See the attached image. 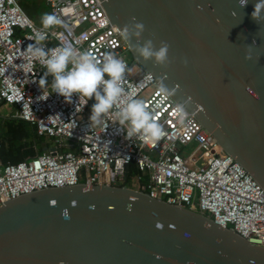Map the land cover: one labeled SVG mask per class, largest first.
Instances as JSON below:
<instances>
[{
  "label": "water",
  "instance_id": "95a60500",
  "mask_svg": "<svg viewBox=\"0 0 264 264\" xmlns=\"http://www.w3.org/2000/svg\"><path fill=\"white\" fill-rule=\"evenodd\" d=\"M101 1L121 31L135 17L143 40L154 33L157 48L170 45L164 68L138 56L135 38L125 40L131 63L174 89L264 189V13L260 22L252 18L258 0L243 7L238 0ZM0 264H264V247L126 185L79 183L0 206Z\"/></svg>",
  "mask_w": 264,
  "mask_h": 264
},
{
  "label": "built area",
  "instance_id": "2783aa9c",
  "mask_svg": "<svg viewBox=\"0 0 264 264\" xmlns=\"http://www.w3.org/2000/svg\"><path fill=\"white\" fill-rule=\"evenodd\" d=\"M50 13L63 25L50 30L48 48L66 46L77 54L87 50L97 60L112 52L126 61L130 71L123 82L126 94L118 107L142 99L163 125L166 135L156 144L137 137L126 139L115 110L99 125L90 126L94 99L72 102L39 81L46 71L27 46L41 26L24 15L16 0H0V106L15 108L13 116L36 127L51 140L44 152L16 164L0 166V206L16 197L48 187L119 186L125 166H133L137 190L200 212L222 228L234 230L250 244L264 247V189L228 155L215 138L173 95H158L159 81L130 62L122 31L111 22L101 0H46ZM65 141H69L66 143ZM54 147V151L49 148ZM1 148V142H0Z\"/></svg>",
  "mask_w": 264,
  "mask_h": 264
},
{
  "label": "clouds",
  "instance_id": "9594fccd",
  "mask_svg": "<svg viewBox=\"0 0 264 264\" xmlns=\"http://www.w3.org/2000/svg\"><path fill=\"white\" fill-rule=\"evenodd\" d=\"M248 0H238L243 7ZM264 13V0H258L252 12V18L258 22ZM63 20L54 13H44L41 16V29L37 30L33 43L27 46L28 54L42 63L46 69L44 77L39 81L42 88L48 87L46 77L51 76V90L63 96L68 103L72 102L73 95L79 97V102L94 99L89 117L90 126L99 125L103 118L115 110L118 124L125 130L126 139L137 137L142 141L158 143L165 135L163 125L158 121L154 111L146 106L142 99H131L125 106L118 107V102L126 94L123 82L130 71L127 63L112 52H106L102 60H97L87 50L77 54L72 48L58 46L48 48L46 41L50 30L62 26ZM145 31L143 23L135 17L122 28V34L127 41L135 38L133 45L135 52L144 61H152L155 66L167 68L172 60L169 58L170 45L160 41L157 48L154 44L155 34L152 38L143 40ZM246 60L252 59L251 55L245 56ZM259 55H257V60ZM187 65V61H184ZM175 94L174 89H169L163 81L159 85L158 95L167 100ZM176 111L181 121L186 116V102L177 104Z\"/></svg>",
  "mask_w": 264,
  "mask_h": 264
},
{
  "label": "trees",
  "instance_id": "16d2710c",
  "mask_svg": "<svg viewBox=\"0 0 264 264\" xmlns=\"http://www.w3.org/2000/svg\"><path fill=\"white\" fill-rule=\"evenodd\" d=\"M0 142V166L16 164L39 155L52 143L38 135L35 125L13 115L0 119ZM133 171V166L129 165L126 178L119 186L126 185L131 188L127 182Z\"/></svg>",
  "mask_w": 264,
  "mask_h": 264
},
{
  "label": "rangeland",
  "instance_id": "374dc122",
  "mask_svg": "<svg viewBox=\"0 0 264 264\" xmlns=\"http://www.w3.org/2000/svg\"><path fill=\"white\" fill-rule=\"evenodd\" d=\"M17 5L20 10L24 13V15L36 26L41 25V16L44 13H50V8L46 2V0H16ZM130 57V56H129ZM137 65L135 68L137 69ZM15 109L7 105L0 106V113L3 115H14ZM69 143V141H65ZM131 185V188L137 190V184L135 179V170L133 171V175L129 178L128 182Z\"/></svg>",
  "mask_w": 264,
  "mask_h": 264
},
{
  "label": "crops",
  "instance_id": "0c3cea01",
  "mask_svg": "<svg viewBox=\"0 0 264 264\" xmlns=\"http://www.w3.org/2000/svg\"><path fill=\"white\" fill-rule=\"evenodd\" d=\"M39 26H41V25H39ZM7 106H9V105H7ZM10 107H12V106H10ZM13 109H15L14 107H12ZM15 111V110H14ZM15 114V113H14ZM8 116H10V115H3L2 113H0V119H3V118H6V117H8Z\"/></svg>",
  "mask_w": 264,
  "mask_h": 264
}]
</instances>
